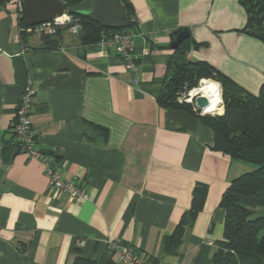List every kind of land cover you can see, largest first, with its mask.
<instances>
[{
  "label": "crops",
  "instance_id": "0c3cea01",
  "mask_svg": "<svg viewBox=\"0 0 264 264\" xmlns=\"http://www.w3.org/2000/svg\"><path fill=\"white\" fill-rule=\"evenodd\" d=\"M128 1L135 82L127 62L80 35L23 37L16 0H0V264H71L76 247L95 264H116L110 240L144 260L212 264L223 235L221 196L253 167L215 151L208 127L155 96L178 56L171 48L177 32L190 34L186 59L253 95L264 82V44L242 32L239 0ZM28 80L36 89L35 146L62 179L85 190L80 203L51 190L41 164L9 145ZM196 184L207 187L203 209L178 254L162 256L161 240L190 207Z\"/></svg>",
  "mask_w": 264,
  "mask_h": 264
},
{
  "label": "trees",
  "instance_id": "16d2710c",
  "mask_svg": "<svg viewBox=\"0 0 264 264\" xmlns=\"http://www.w3.org/2000/svg\"><path fill=\"white\" fill-rule=\"evenodd\" d=\"M61 1L71 6L82 0ZM119 1L124 6L128 27L118 31L131 32L136 25L132 5L128 0ZM239 2L247 15L242 32L264 44V0H239ZM80 19L83 25L81 40L86 45L96 44L100 39L101 31L108 30L84 18ZM18 25L24 37L28 26L23 13H19ZM190 40L189 36L175 50L178 56L169 68L161 93L156 95L155 99L161 107L185 111L208 127L213 133L215 151L228 155L232 160L257 167L256 170L233 179L221 196L219 207L225 212L223 235L216 243L211 263L264 264V82L258 94L253 95L207 63L189 61L185 56L191 47ZM202 79L216 80L221 87L220 96L223 106L210 114L211 116L201 115L190 105L180 104L176 100L180 90L185 87L195 89ZM12 138L10 147L19 151L12 143ZM206 195L205 185L194 186L190 207L181 215L173 232L161 240L162 256L178 254L182 235L187 227L192 226L203 209ZM149 260L161 262L160 259L155 258ZM71 264H95V261L81 257L80 248L76 247L73 250Z\"/></svg>",
  "mask_w": 264,
  "mask_h": 264
},
{
  "label": "built area",
  "instance_id": "2783aa9c",
  "mask_svg": "<svg viewBox=\"0 0 264 264\" xmlns=\"http://www.w3.org/2000/svg\"><path fill=\"white\" fill-rule=\"evenodd\" d=\"M16 4L18 12L23 13L22 0H16ZM82 28V21L79 17L65 14L44 23L28 26L26 33L56 38L60 32L68 31L71 35L79 36ZM133 38L134 34L131 32L108 29L101 31L100 39L96 45L104 54L113 52L121 60L127 62L133 75V82H135L139 67L132 62ZM191 91L187 92V96L181 93L178 103L190 104L193 110L204 115V110L198 109L195 104L196 98L201 95L190 96ZM35 92L36 89L32 81L28 80L15 109V118L11 127L12 143L17 146L19 152L25 153L30 160H36L41 164L47 178L48 187L51 190L65 196L72 202L80 203L86 200L85 190L78 187L73 181L62 179L60 174L52 167L48 157L35 146L34 130L31 122ZM106 247L108 253L115 256L116 264H163L162 262L144 260L135 248L115 241H107Z\"/></svg>",
  "mask_w": 264,
  "mask_h": 264
},
{
  "label": "water",
  "instance_id": "95a60500",
  "mask_svg": "<svg viewBox=\"0 0 264 264\" xmlns=\"http://www.w3.org/2000/svg\"><path fill=\"white\" fill-rule=\"evenodd\" d=\"M23 16L27 26H34L50 21L65 14L84 18L97 25L113 30H123L128 27V19L123 4L119 0H82L76 5H68L61 0H22ZM83 31L80 32L82 37ZM188 31L177 34L171 43L176 50L189 38ZM198 109L203 110L207 101L202 96L195 100ZM221 106L222 103H220ZM204 115L211 116L204 112Z\"/></svg>",
  "mask_w": 264,
  "mask_h": 264
},
{
  "label": "clouds",
  "instance_id": "9594fccd",
  "mask_svg": "<svg viewBox=\"0 0 264 264\" xmlns=\"http://www.w3.org/2000/svg\"><path fill=\"white\" fill-rule=\"evenodd\" d=\"M75 31V29H73ZM205 83L206 87L202 89L204 95H209L211 94L213 96V102H212V108L208 109L207 111H212L215 109L216 103L221 102L222 103V98L220 96V85L216 82L213 81H203ZM195 93H193L194 95Z\"/></svg>",
  "mask_w": 264,
  "mask_h": 264
},
{
  "label": "bare ground",
  "instance_id": "6f19581e",
  "mask_svg": "<svg viewBox=\"0 0 264 264\" xmlns=\"http://www.w3.org/2000/svg\"><path fill=\"white\" fill-rule=\"evenodd\" d=\"M203 81H207V80H204V79L200 80L199 81L198 88L193 89L191 91V93H190V96H193V93H195V94L201 93L200 95L203 96V98H205V100L207 101V106L203 110H204V112L206 114H209L210 115V114H213V113L216 112V110L221 106V104H220L221 102H217L216 103V106H215V109H213L212 111H207L208 109L212 108L213 96L211 94H209L207 96L204 95L202 89H204L206 87V85H205V83H203Z\"/></svg>",
  "mask_w": 264,
  "mask_h": 264
},
{
  "label": "rangeland",
  "instance_id": "374dc122",
  "mask_svg": "<svg viewBox=\"0 0 264 264\" xmlns=\"http://www.w3.org/2000/svg\"><path fill=\"white\" fill-rule=\"evenodd\" d=\"M207 80H211V79H207ZM211 81H214V82H216V80H211ZM217 83V82H216ZM219 84V83H218ZM198 85H199V82L197 83V85H196V87H195V89L196 88H198ZM192 89H194V88H191V89H187L186 87L184 88V89H182V90H180L179 91V95L177 96V102H178V98H179V96L181 97V93L182 94H185L186 96H187V92L188 91H191ZM219 91H220V95H221V87H220V89H219ZM197 94H201V93H197ZM181 104H186V103H184V102H182ZM187 105H190V104H187ZM191 106V105H190ZM222 107V106H221ZM191 108H192V106H191ZM193 109V108H192ZM222 114V113H221ZM215 116H218V115H215ZM248 164V163H247ZM250 166H252L253 167V170H256L257 169V167L255 166V165H252V164H249ZM253 170H251V171H253Z\"/></svg>",
  "mask_w": 264,
  "mask_h": 264
}]
</instances>
